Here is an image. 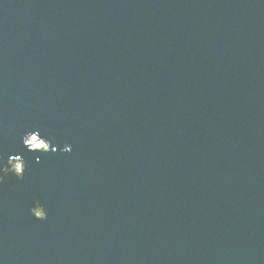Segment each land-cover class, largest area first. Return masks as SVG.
Listing matches in <instances>:
<instances>
[{
  "label": "water",
  "instance_id": "obj_1",
  "mask_svg": "<svg viewBox=\"0 0 264 264\" xmlns=\"http://www.w3.org/2000/svg\"><path fill=\"white\" fill-rule=\"evenodd\" d=\"M17 156L0 264H264V0H0Z\"/></svg>",
  "mask_w": 264,
  "mask_h": 264
},
{
  "label": "clouds",
  "instance_id": "obj_2",
  "mask_svg": "<svg viewBox=\"0 0 264 264\" xmlns=\"http://www.w3.org/2000/svg\"><path fill=\"white\" fill-rule=\"evenodd\" d=\"M23 142L28 146V150L30 151L42 150V152H55L59 150V147L57 145L50 148V144H52V142L47 137L44 139L37 138V136L34 135L31 131L24 135ZM71 148L72 146L70 144H65L62 150L64 152H69L71 151ZM20 157L21 156H17L9 161V165L0 167V182H3L4 177L10 173L16 175L18 178L23 177L26 162L24 159L21 160ZM46 216L47 212L41 214L39 219H44L46 218Z\"/></svg>",
  "mask_w": 264,
  "mask_h": 264
}]
</instances>
